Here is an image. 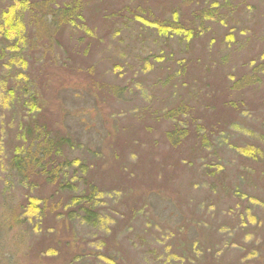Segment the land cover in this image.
<instances>
[{
    "label": "rangeland",
    "instance_id": "obj_1",
    "mask_svg": "<svg viewBox=\"0 0 264 264\" xmlns=\"http://www.w3.org/2000/svg\"><path fill=\"white\" fill-rule=\"evenodd\" d=\"M9 3L25 11L11 48L0 34V264H264V0H0V10ZM68 4L80 21L55 24L52 40L35 32ZM197 6L221 16L187 37L144 23L191 21ZM177 104L186 113L162 120ZM174 125L200 148L166 142ZM52 133L72 140L68 160L104 193L96 228L55 213L41 231L16 222L25 194L50 190L33 175L30 190L13 156Z\"/></svg>",
    "mask_w": 264,
    "mask_h": 264
},
{
    "label": "trees",
    "instance_id": "obj_2",
    "mask_svg": "<svg viewBox=\"0 0 264 264\" xmlns=\"http://www.w3.org/2000/svg\"><path fill=\"white\" fill-rule=\"evenodd\" d=\"M47 5L48 1H43V4L41 5L35 3V6L29 11L33 13L35 8H42V11L44 12L48 8ZM13 9H16L17 11L11 13ZM76 10V8H71V4L55 8L53 11L51 10L50 14L47 16L40 10L44 16L42 17V20L39 19L41 21H38L37 19L34 20L36 24L35 32H40V35L43 37L46 35L49 40H52L57 33L55 28L51 31V29L55 27V24H69L71 26L76 23V20L80 21V14ZM24 11L25 10L18 9L17 5L10 3L0 10V34L3 36L2 39L8 40L7 46H9V35H12L13 33L12 26L19 23L18 19ZM34 15L36 14L33 13V16ZM175 15L176 14L172 13L171 20L155 17L149 19V23L143 21L149 26V28L153 27L157 31L167 32L166 35L173 32L183 33L187 37L189 33H193L194 31L189 25H196V20H199L197 26H200L203 31L206 22L205 20H207V22L215 21L221 16V13L220 9L218 10L217 8L212 11H203L197 6L196 10L194 9V11L190 12L192 17L191 21L183 20L184 23H180ZM14 16L17 17V20L12 22ZM76 26L72 27L75 28ZM254 68L257 70L262 69L260 65H257ZM239 80L237 82L238 84L244 83V81ZM245 81L246 83H249L251 78L246 79ZM185 110V105L177 104L176 107L174 106V108L167 110L165 113L162 112V120L169 119L177 121L180 116L186 113ZM159 113L160 112L158 111L150 115L151 119H154L158 124L162 121L159 118ZM36 129L38 128L35 127V130ZM159 130L161 131V128ZM40 132L37 133L36 131L35 135L40 134ZM163 134L166 136L165 141L170 142L171 146L174 147L178 146V144L185 145L184 143H188L190 139L192 140L193 147L199 146L200 148V145H202L194 130L183 128L181 125H174ZM39 140L40 144L34 148V150L27 152H23L24 150L21 151L19 149L16 150L17 152H21L20 154H14L13 163L17 168L18 174L23 175L24 184L26 186L29 185L30 190L35 189L39 184L36 185L33 183L31 179V176L33 175L38 177L41 176L42 183L46 184L50 192L44 194L42 191L46 189L43 188L38 195L34 192L25 194L22 204L20 205L19 214L16 217V222L20 224L27 223L30 228L35 229L33 231H41L43 228H46L45 225H48L47 222L49 218L47 215L49 213H55L59 218L65 216L69 221L77 220L83 225L91 226L93 228L98 227L101 216L100 213L104 211V209H102V206H104V203L102 202L104 193L96 183L92 182L95 175L91 180L86 179V176L89 175L87 174L89 170L87 167H83V162L76 161V163L73 160H68L64 151L72 150L74 147L72 140L70 141L65 136L58 137L55 133H52L51 135L49 134L47 138H41ZM36 142H38V139ZM72 167L75 168L72 170V175L69 176L68 171Z\"/></svg>",
    "mask_w": 264,
    "mask_h": 264
}]
</instances>
